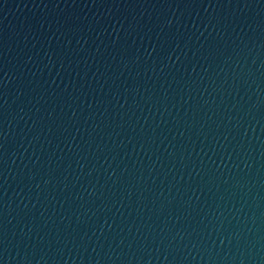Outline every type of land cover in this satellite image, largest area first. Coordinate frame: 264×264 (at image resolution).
Returning <instances> with one entry per match:
<instances>
[{
	"label": "water",
	"instance_id": "obj_1",
	"mask_svg": "<svg viewBox=\"0 0 264 264\" xmlns=\"http://www.w3.org/2000/svg\"><path fill=\"white\" fill-rule=\"evenodd\" d=\"M199 264H264V0H254L217 141Z\"/></svg>",
	"mask_w": 264,
	"mask_h": 264
}]
</instances>
